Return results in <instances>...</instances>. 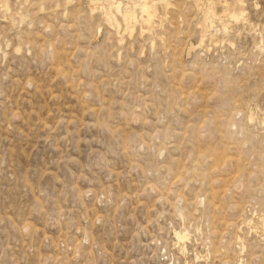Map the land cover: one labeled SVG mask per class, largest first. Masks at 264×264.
Wrapping results in <instances>:
<instances>
[{
  "label": "rangeland",
  "instance_id": "1",
  "mask_svg": "<svg viewBox=\"0 0 264 264\" xmlns=\"http://www.w3.org/2000/svg\"><path fill=\"white\" fill-rule=\"evenodd\" d=\"M95 1L0 0V264H264V0Z\"/></svg>",
  "mask_w": 264,
  "mask_h": 264
},
{
  "label": "bare ground",
  "instance_id": "2",
  "mask_svg": "<svg viewBox=\"0 0 264 264\" xmlns=\"http://www.w3.org/2000/svg\"><path fill=\"white\" fill-rule=\"evenodd\" d=\"M154 6H155V2L150 3L149 0H138V3L134 4L133 8L122 9L120 2H118L116 5H114V8H115L116 13H118L121 16L122 20L125 23L126 22L136 23L137 21H142L145 25L150 27L151 26L150 25L151 20L153 19L154 12H155ZM90 8H91V10L96 8V1L95 0H90ZM136 9H138V12H136ZM230 12H232V11H230ZM208 13L215 15V12L213 10H209ZM244 14H245L244 10L242 9V10H240V12L231 13V16L234 18H238V16H243ZM115 22L118 23L116 20H115ZM142 30H144V29H142ZM150 30H152V29L150 28ZM192 48H194V47L192 45H190L189 49L191 50ZM176 237L178 240H184L185 233H183V234L176 233Z\"/></svg>",
  "mask_w": 264,
  "mask_h": 264
}]
</instances>
